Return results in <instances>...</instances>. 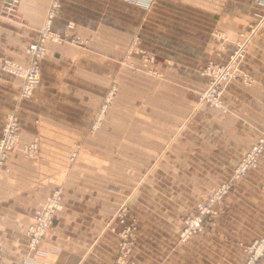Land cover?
<instances>
[{"label":"crops","instance_id":"1","mask_svg":"<svg viewBox=\"0 0 264 264\" xmlns=\"http://www.w3.org/2000/svg\"><path fill=\"white\" fill-rule=\"evenodd\" d=\"M49 1L19 0L16 16L12 20L5 19L4 32H0V57L7 58L14 54L12 38L15 30L25 40L36 39L44 23ZM106 1L108 14L103 16V20L108 23L110 33L106 40H125L127 26L129 29L147 28L146 32L150 31L157 38L162 36L158 30L164 28L165 40H188L183 44L172 41L165 51V59L170 62L165 77L171 80V85L165 90L167 93H187L190 89L189 78L198 76L201 65L213 60L224 61L233 49L229 41L195 40L192 37L205 38L213 28L236 32L254 25L261 17L264 28V6L256 5L252 0H155L144 18L140 7L122 0ZM94 3L95 0H69V5L62 6L53 21L55 32L62 34L68 22L78 31L82 22H90L92 17L89 13ZM97 4L101 5L99 2ZM118 53V57H112L110 53L79 51L69 43L48 42L46 55L41 61L43 83L30 100L19 106L25 134L23 138L40 137L38 134L45 124L58 127L88 124L92 108L88 110L86 107L85 116L83 112H75L82 111L83 107L57 100L55 85L65 71H76L84 84L73 82L76 87L72 91L104 92V88L94 90L92 80L88 78H92L94 68L101 65L102 79L108 83L110 63L113 62L114 66L119 63ZM242 69L253 79V83L230 82L222 94L221 109L203 108L199 112L198 125L211 123L214 132L202 138L208 144L196 158L200 167L198 171L205 173L213 169L216 172H230L264 130V36L250 41ZM1 85L7 109L14 105L13 93L17 86L11 82H2ZM166 103L167 109L172 107ZM51 108L54 111L48 112ZM79 116L85 120H78ZM69 126L66 129L69 132H50V140H78L77 132H73L74 129ZM100 139L110 140L104 134L85 135V140ZM112 140L122 141L124 137L118 136ZM117 146L118 152L123 150L120 148L122 145ZM19 151L14 150L10 154L7 161L9 170L0 172V264H114L120 243V225L115 220V212L125 202L133 210L129 216L137 223L129 255L132 264H244L245 254L241 245L252 240L260 222L264 224V152L258 166L250 170L245 179L237 182L228 201L229 215L217 218L198 238L180 244L177 234L182 206L190 205V199L176 194L168 197L147 195L146 190L153 191L156 187L141 184L142 165L125 168L124 152L121 157L117 154L118 165H111L109 160L105 163L102 161V179L94 180L93 175L78 178V166L63 167L62 158L68 155L63 157L62 151L55 148L52 152L41 153L37 161L25 159ZM153 151L157 153L158 148L152 149L151 153ZM101 152L102 157L110 156L104 147ZM175 153H180V158L187 160L186 154ZM166 155L174 157L173 150L166 152ZM47 157L53 158L52 164L47 165ZM156 165L154 167L158 168H155V172L149 169L151 179L157 171L165 174L166 178L168 173L183 172L182 164ZM85 169L87 174L89 169ZM111 177L125 181L118 180L117 184H111ZM172 180L181 188V176ZM56 188L61 190L63 209L53 220L39 254L33 256L32 263L28 262L24 229L30 221L31 211ZM164 189L163 194L167 193Z\"/></svg>","mask_w":264,"mask_h":264},{"label":"rangeland","instance_id":"2","mask_svg":"<svg viewBox=\"0 0 264 264\" xmlns=\"http://www.w3.org/2000/svg\"><path fill=\"white\" fill-rule=\"evenodd\" d=\"M122 1L140 7L143 10V18L155 3V0ZM18 2L19 0H1V34L4 32L5 19L12 20L16 16ZM98 2L101 5H98ZM252 2L264 6V0H252ZM66 4L69 5V0H50L44 23L36 39L25 40L24 37L18 36L15 30L16 36L12 38L14 54L7 58L0 57V172L9 170L7 161L14 150H20L19 152L27 160L37 161L41 158V153L52 152L55 148L62 151L63 157L65 154L68 155L67 158H62L63 167L78 166V178L85 179L93 175L94 180H101L102 161L105 163L109 160L111 165H118L117 154L121 157L124 152L125 168H133L136 164L142 165L143 182L141 184L156 187L153 191L146 190L147 195L168 197L176 194L190 199V205L182 206L184 208L177 242L186 244L198 238L205 229L210 228L217 218H225L229 215L228 201L237 182L245 179L248 172L258 166L259 159L264 152L263 130L254 144L241 155L230 172H216L213 169L205 173L198 171L200 167L196 158L204 149L205 144H208L202 138L209 134L213 135L214 132L211 123L198 125L199 112L203 108L221 109V97L230 82L253 83V79L243 71L242 64L250 41L264 36L262 17L254 25L236 32H223L213 28L206 33L205 38L192 37L195 40L229 41L233 49L226 60H213L201 65L198 69V76L189 78L190 89L187 93H167L165 90L171 85V80L165 77L170 68L167 65L170 62L165 59V51L172 41L183 44L188 40H165L166 30L164 28L158 30L162 36L157 38L150 31L146 32L147 28L129 29L128 26L125 40H106L105 37L110 36L108 23L103 20V16L108 14L105 10L106 0H95V5L89 13L92 17L90 22L87 20L82 22L78 31L73 28L71 22H68L65 24V31L60 34L53 29V21L62 6ZM8 40L11 39L8 38ZM48 42L69 43L79 51L110 53L112 57H118V52H120L119 63L115 66L113 62L110 63L108 83L102 79L101 65L95 67L94 76L88 78L92 80L94 90L104 88V92L72 91L76 87L73 84L83 83L80 82L81 78L79 79L76 71H65V75L60 77V82L55 85V90L58 91L55 94L57 100L69 101L70 105L83 107L82 111L75 112H83L85 116L86 107L88 110L91 108L93 110L92 116L88 117L90 119L88 124H78L73 127L68 125L74 129L73 132H77L79 139L76 141L50 140L48 136L50 132H69L66 130L68 126L58 127L51 123L44 125V129L38 134L40 137L23 138L25 134L22 131L24 127L19 106L22 102L30 100L36 89L43 83L41 61L46 55ZM178 81L181 84V79L178 78ZM2 82H11L17 86L13 93L14 105L7 109L4 106ZM166 102L169 103V107L170 104L172 107L167 109ZM50 111L54 110L51 108L48 112ZM78 120H85V118L79 116ZM86 134L99 136L104 134L110 140L89 141L85 140ZM118 136L124 137V140H112L117 139ZM117 145H122L120 148L123 150L118 152ZM103 147L107 154L109 153V157H102ZM255 147L260 148V152L252 155ZM156 148L158 152L151 153V150ZM172 150L174 157L166 155V152ZM175 152L186 154L187 160L181 159L178 155L180 153ZM251 155V160L248 161ZM46 160L47 165L52 164L53 158L47 157ZM211 161L213 162L212 159ZM155 164L163 166L175 164L181 166L182 164L183 172L168 173L166 178L165 174L157 171L153 173L154 177L151 179L150 170L155 172L158 168L154 167ZM86 167L89 169L87 174ZM121 173L123 176V171ZM113 175L117 174L113 173ZM179 176L182 177L181 188L172 183V179H177ZM118 180L125 181L123 178L111 177L110 183L117 184ZM163 188L167 193L163 194ZM62 209V193L60 188H56L49 192L41 205L31 211L30 221L23 232L28 262L32 263L33 256L39 254L40 246L45 241L53 220ZM131 212L133 210L126 202L119 205L115 212V220L120 225V243L114 264H132L129 261V255L137 223L129 216ZM263 227L264 224L260 222L254 230L252 240L241 245L245 254L244 264H264Z\"/></svg>","mask_w":264,"mask_h":264},{"label":"built area","instance_id":"3","mask_svg":"<svg viewBox=\"0 0 264 264\" xmlns=\"http://www.w3.org/2000/svg\"><path fill=\"white\" fill-rule=\"evenodd\" d=\"M259 152H260V148L255 147V148L252 150V155H256V154H258ZM252 155L250 156V158H249L248 161L251 160Z\"/></svg>","mask_w":264,"mask_h":264},{"label":"bare ground","instance_id":"4","mask_svg":"<svg viewBox=\"0 0 264 264\" xmlns=\"http://www.w3.org/2000/svg\"><path fill=\"white\" fill-rule=\"evenodd\" d=\"M11 4V3H10Z\"/></svg>","mask_w":264,"mask_h":264}]
</instances>
